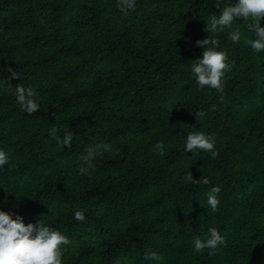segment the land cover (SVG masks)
Returning <instances> with one entry per match:
<instances>
[{
  "label": "trees",
  "instance_id": "16d2710c",
  "mask_svg": "<svg viewBox=\"0 0 264 264\" xmlns=\"http://www.w3.org/2000/svg\"><path fill=\"white\" fill-rule=\"evenodd\" d=\"M216 3L136 0L125 15L118 0H0V150L10 158L0 211L65 235L62 264H264V51L245 42L256 37L243 18L206 32ZM236 30L239 42L229 38ZM208 37L228 56L223 93L191 72ZM9 67L21 79L9 80ZM18 84L37 92V113L20 110ZM52 128L74 134L70 149ZM197 131L214 139L216 158L185 152ZM96 145L111 151L80 175ZM189 172L210 184L187 182ZM213 227L226 246L196 252L194 239Z\"/></svg>",
  "mask_w": 264,
  "mask_h": 264
},
{
  "label": "clouds",
  "instance_id": "9594fccd",
  "mask_svg": "<svg viewBox=\"0 0 264 264\" xmlns=\"http://www.w3.org/2000/svg\"><path fill=\"white\" fill-rule=\"evenodd\" d=\"M136 0H118L117 7L119 10L127 14L128 10H135ZM216 8L221 9L219 17L215 14L210 19V28L207 26L205 31L217 33L226 28H231L236 18H243L244 21H250L247 27L248 30L255 34L256 39H246V43L251 46L254 52L264 51V27H261V21L264 20V0H238L230 6L221 8V0H217ZM229 38L233 42H239L241 35L239 30L230 33ZM197 47H202L205 50L202 54V59L192 62L191 72L195 76L197 84L204 88L208 86L223 93V76L226 71L230 70V65L227 63L228 56L226 52L217 51L219 42L216 39H207L197 41ZM10 73L9 80L21 79L18 71H14L11 67L7 69ZM16 100L20 105V110L29 115L37 113L40 105L37 102V92L32 87H24L23 84H18L15 87ZM214 108V106H213ZM206 113L199 111L195 114L196 120L204 117ZM57 130L52 128L50 136L56 140L57 144L72 147L73 133L67 131L63 138L56 135ZM111 151L108 145H96L86 148L87 155L82 157V160L88 167H80L78 172L80 175L88 174L89 168L92 167L91 162L96 158L99 150ZM158 154L163 156L164 144L158 142L155 145ZM198 150L210 152L213 158L218 156L215 150V141L212 137L205 135L202 132H193L187 136L185 152L194 153ZM10 162L9 155L0 150V167L7 165ZM184 179L192 184L209 185L210 180L206 177H201L199 180H194L191 172ZM221 189L212 187L207 193V203L213 212L218 210L220 201L218 194ZM75 219L83 222L85 216L82 211L75 212ZM70 240L61 232L54 230L44 225L39 219L35 224L29 223L25 225L23 218L16 215L15 219L12 215L0 211V264H62V247L70 244ZM194 247L196 252H202L204 249L209 250L210 255H214L219 246H226V239L216 228L209 229V238L202 240L195 238ZM145 260L160 261L162 256L156 252H147L144 254Z\"/></svg>",
  "mask_w": 264,
  "mask_h": 264
}]
</instances>
